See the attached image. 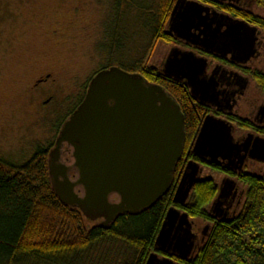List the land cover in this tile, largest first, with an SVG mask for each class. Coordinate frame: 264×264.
<instances>
[{
  "label": "water",
  "instance_id": "water-1",
  "mask_svg": "<svg viewBox=\"0 0 264 264\" xmlns=\"http://www.w3.org/2000/svg\"><path fill=\"white\" fill-rule=\"evenodd\" d=\"M167 30L194 47L225 57L232 54L238 63L257 56V26L220 14L197 0H176ZM241 53L245 57L236 58ZM207 66V58L173 48L160 71L183 82L200 104L218 107L214 78L205 77ZM234 129L232 122L207 115L193 155L234 172H242L249 159L264 162V137L249 133L238 140ZM185 143V118L177 100L143 74L112 66L91 79L84 99L63 123L48 155L51 186L64 205L106 228L121 215L150 209L171 189ZM65 144L71 149L70 165L61 160ZM202 171L200 163L187 162L174 192L176 204L187 202ZM234 187L232 179L220 186L212 206ZM193 224L187 212L169 207L155 248L189 259ZM170 256L153 251L145 264H182Z\"/></svg>",
  "mask_w": 264,
  "mask_h": 264
},
{
  "label": "trees",
  "instance_id": "trees-1",
  "mask_svg": "<svg viewBox=\"0 0 264 264\" xmlns=\"http://www.w3.org/2000/svg\"><path fill=\"white\" fill-rule=\"evenodd\" d=\"M198 1L217 10L233 12L264 31V19L251 12L235 13L218 0ZM175 2L160 0L154 40L173 42L174 35L167 30V24ZM135 3V0H116L117 14L122 17L128 14ZM256 4L264 8V0H256ZM132 69L148 81L163 86L177 100L184 114L186 143L171 189L150 209L121 215L105 228L99 223L90 225V220L80 210L59 200L48 173V149H38L21 166L0 158V264H73L85 251L108 238L130 240L139 252L136 264H145L151 252L165 254L155 248L154 242L171 206L187 212L191 220L211 224L207 240L193 258L183 261L184 264H264V172H234L194 156L193 143L211 109L200 105L183 82L164 75L159 69L149 65ZM255 78L264 89V77ZM229 119L244 129L252 128L248 120ZM259 132L264 135V130ZM190 158L244 185L243 207L236 216L218 219L211 213L210 206L219 192L213 178L200 177L184 205L174 202L175 189Z\"/></svg>",
  "mask_w": 264,
  "mask_h": 264
},
{
  "label": "rangeland",
  "instance_id": "rangeland-1",
  "mask_svg": "<svg viewBox=\"0 0 264 264\" xmlns=\"http://www.w3.org/2000/svg\"><path fill=\"white\" fill-rule=\"evenodd\" d=\"M135 2L122 17L116 0H0V158L21 166L38 149H49L50 129L58 127L65 114L55 108L56 102L65 99V106L76 102L67 94L76 93L102 66L115 64L127 72L139 65L161 69L173 42L153 39L160 0ZM249 11L264 19L263 7L252 5ZM259 67L264 70V65ZM47 75L59 86L58 97L48 103L43 92L48 85L34 86ZM252 87L259 104L264 92ZM240 131L246 130L238 126L236 135ZM244 170L261 174L264 162H249ZM200 177L220 185L224 174L205 166ZM236 185L244 189L242 183ZM138 259L130 240L108 238L73 264H136Z\"/></svg>",
  "mask_w": 264,
  "mask_h": 264
},
{
  "label": "flooded vegetation",
  "instance_id": "flooded-vegetation-1",
  "mask_svg": "<svg viewBox=\"0 0 264 264\" xmlns=\"http://www.w3.org/2000/svg\"><path fill=\"white\" fill-rule=\"evenodd\" d=\"M218 1L221 4H226L227 7L235 11V13L238 11L250 12L249 9L252 7V5H256V0H218ZM212 7L215 9L214 6ZM215 10L220 14L229 15L236 19L245 20L241 17H236L233 12H227L224 10H217V9ZM258 30H259V33H258V39L256 43V55L257 56L255 58H251L247 60V62L245 63H238L236 61H233L231 59L232 54H228V56L226 57L222 55H217L213 52L205 51L202 48L194 47L186 43L185 41L176 38L175 36L173 40V45L170 46V51L173 48H178L179 50L193 51L197 55L207 58L208 66H207V72L205 74V77L214 78V83H216V87L213 92L217 94L218 107L217 106L213 107L210 105H202L197 100L196 101L200 105L204 107H209L211 109V111H209L205 115V117L207 115H213L215 117H221L223 119H226L232 122L235 126L233 135L238 140H243L246 137V135H248L249 133L256 135V136L264 137V135H262L259 132L261 130H264V98L259 104L255 103L257 99L253 98L252 93H251V89L253 88L252 84H254V86H256L260 92H264V89L260 88L255 78V77H264V70L261 67H259V65L260 66L264 65V31L262 29H259V27H258ZM235 56L236 58H241V59L245 57L243 53L235 54ZM166 58L162 61L161 68ZM112 66H115V64L102 66L100 69H98L93 74V76L89 79L88 82H84L82 86L80 85L81 87L78 86L79 89L76 93L74 91V92H70V94H67V97L69 98L71 97L73 98V96L76 97V102L74 103L69 102L67 106L63 105L64 102L66 101L65 99L64 100L59 99V101L56 102L55 108L58 109V111L59 110H61L62 112L64 111L65 114H64L63 121L59 122L60 124L58 125V127L50 129L49 134H51V140L53 144H51L52 147L48 149L49 150L48 152H50L51 149L55 146L57 137L63 126V123L75 111V109L79 106V104L84 99L91 79L98 72L105 70V69H109ZM251 71H253L252 72L253 74L250 76ZM251 77L253 78L251 79ZM251 80H253V83ZM52 82H50V75H47L46 77L38 78L36 82L34 83V86L36 87H38L41 83H45L46 85H48L47 88L43 91L44 95L46 96V98H44V101L45 100L47 101L46 103H48L51 100V98L58 97V94L56 93V91L58 90L59 86L55 85V81H52ZM229 118H237L238 122H240L241 119L248 120L252 123V128L250 129L246 128L245 132L240 131V133L236 135V130L238 126L235 122L231 121ZM242 129L243 127H240V130ZM61 160L63 163L67 165H70L73 162L71 158V149L68 148L66 144L61 149ZM190 160L191 158L189 159V161ZM249 162L256 163L257 161L249 159L247 160L245 165ZM245 165H244V168H245ZM201 167L202 169L205 168L203 164H201ZM70 173H71V177L74 178L75 177L74 171H71ZM231 179L235 181L234 189L230 191V194L228 196L223 197L219 202H217V204L213 206L211 204L210 206V210L212 211L211 213L218 219H227L230 217H234L241 211L243 207L244 200L242 203V199L244 198V195H245V188L242 190H239V188L236 185V184L239 185L238 180H236L235 178L229 175H224V177L222 178L220 182L219 187L224 186L226 184H230ZM241 203H242V207L240 209ZM197 221H194V224L192 227V231L194 233V239H193L194 247L190 252L189 259L181 260L176 256H170V255L161 254L158 252L159 255L161 257L163 256H170L172 258L175 257L177 259H174V258L173 259L180 261L182 264H184L183 261H188L191 258H193L195 253L199 249V247L207 240L209 236V232L211 230V224L205 222V225L201 226L199 225Z\"/></svg>",
  "mask_w": 264,
  "mask_h": 264
}]
</instances>
